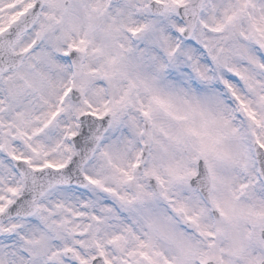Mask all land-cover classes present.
<instances>
[{
  "label": "snow or ice",
  "instance_id": "obj_1",
  "mask_svg": "<svg viewBox=\"0 0 264 264\" xmlns=\"http://www.w3.org/2000/svg\"><path fill=\"white\" fill-rule=\"evenodd\" d=\"M0 264H264V0H0Z\"/></svg>",
  "mask_w": 264,
  "mask_h": 264
}]
</instances>
